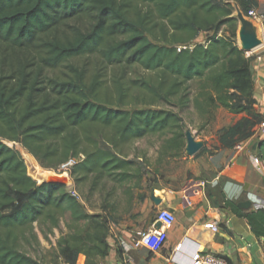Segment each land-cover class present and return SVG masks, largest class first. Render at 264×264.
I'll return each mask as SVG.
<instances>
[{
	"label": "trees",
	"instance_id": "16d2710c",
	"mask_svg": "<svg viewBox=\"0 0 264 264\" xmlns=\"http://www.w3.org/2000/svg\"><path fill=\"white\" fill-rule=\"evenodd\" d=\"M235 1L246 16L259 7L258 0ZM78 18H90L91 28L72 26ZM238 26L226 0H0V264H41L20 251V238L38 242L35 224L53 230L67 214L69 232L58 240L54 262L78 264L84 256L85 264H105L111 226L123 221L111 201L116 191L104 199L101 213L90 214L65 186H39L3 140L21 143L42 161L63 164L82 156L72 177L77 187L92 180V194L106 181L124 187L136 180L139 193L126 194L130 218H137L131 206L147 196L126 148L150 136L173 134L171 143L184 136L182 119L172 111L129 109L138 85L153 100L148 105L179 98L185 106L190 82L198 81L193 104L199 112L243 116L221 131L223 149L255 137L264 117L254 98L253 59L238 46ZM202 34L212 36L192 46ZM94 55L100 65L93 73L71 63ZM135 66L155 73L156 82L128 80ZM110 68L118 69L112 90L104 80ZM259 144L264 161V140ZM238 205L224 204L264 240V212Z\"/></svg>",
	"mask_w": 264,
	"mask_h": 264
},
{
	"label": "crops",
	"instance_id": "0c3cea01",
	"mask_svg": "<svg viewBox=\"0 0 264 264\" xmlns=\"http://www.w3.org/2000/svg\"><path fill=\"white\" fill-rule=\"evenodd\" d=\"M258 2L256 10L264 13V0ZM233 7L234 17L239 20L238 46L243 50L240 41L243 31L253 33L264 42L262 25L244 15L239 5L233 4ZM251 57L254 98L259 113L264 117V47L255 49ZM263 140L257 133L228 157L202 158L197 164L201 163L204 167L196 165L194 171L199 180L189 182L178 190H156L154 198L160 203H155V208L172 211L176 222L169 230L168 240L160 254H151L145 249L134 251L132 264H193L199 253L223 256L230 264H264V240L254 236L247 220L238 218L224 206L225 201L251 203L253 195L264 196V161L259 157V143ZM157 191L161 195H157ZM139 213L137 218L111 226L108 239L111 250L105 264L122 263L120 242L137 238L142 225L140 219L146 218L144 212ZM151 221L148 219L145 226L149 227ZM214 225L219 228L217 233L212 231ZM85 263L86 258L81 256L78 264Z\"/></svg>",
	"mask_w": 264,
	"mask_h": 264
},
{
	"label": "rangeland",
	"instance_id": "374dc122",
	"mask_svg": "<svg viewBox=\"0 0 264 264\" xmlns=\"http://www.w3.org/2000/svg\"><path fill=\"white\" fill-rule=\"evenodd\" d=\"M227 2L239 5L235 0H226ZM93 21L90 18H78L71 22L72 26L81 28L83 31H87L91 28ZM64 30L70 31L69 28H63ZM224 34V33H221ZM212 34H202L196 41L192 43V46L196 44H205ZM239 40V39H238ZM71 63L78 66H88L91 73H93L96 67L100 65V58L98 55L91 57H84L81 59L72 60ZM66 72V69L62 67L56 74L62 76V72ZM118 73V69L110 68L105 72L106 81L105 87L112 90L113 75ZM128 80L141 82L143 80L156 82L157 75L152 72L143 70L142 68L135 66L129 70L127 75ZM199 82L192 81L189 84L187 97L189 103L185 106H180L179 98L175 99L172 104H165L163 102L148 105L152 103V99L149 98L148 94L138 88L134 90L133 96L138 97L135 100L133 98L132 105L129 109H144L154 108L172 111L178 114L182 119L184 136L179 139L176 143H171L170 139L174 136L168 134L166 136H150L142 140L132 143L126 148V153L130 160L136 161V166L141 169V175L143 181L141 183L143 193L147 196V199L143 204L133 203V211L135 214L138 211L144 212V220L142 222L139 232L136 236L139 237L142 233L147 231L145 222L148 219H153L158 215V211L155 208V191L174 189L178 190L184 187L189 182L199 180L200 177L195 175L194 171L197 167H204L203 164H197L202 158L222 159L232 155L235 149H223L220 144L221 131L229 128L236 124L243 116L234 115L229 113L227 110L218 109L215 111H206L205 113L199 112L193 104V100L199 93ZM193 137L197 143L202 144V150L194 156H191L188 151V138ZM0 141H2L0 139ZM3 142L14 149L20 154L22 159L28 164L29 159L43 170L54 171L61 164L57 159L44 161L31 155V153L21 144L3 140ZM28 169V168H27ZM74 185L66 187L68 192L75 191L78 194V198L84 205L86 211L90 214H99L102 212V206L104 199L112 191H116L115 196L111 198L113 203H118V215L123 221L130 219L129 205L127 203L128 196L126 191L133 189V193L137 195L139 190L136 187L137 181L134 180L124 187L111 182L106 181L103 186L92 194V180L82 184L80 187L76 186L75 179H72ZM157 195L161 193L157 191ZM148 217V218H147ZM241 219V218H240ZM70 222L69 214L65 215L60 221V227L50 230L48 225L35 224L34 233L38 237V242L30 239L28 236L25 239L21 237L19 240V249L24 254L29 255L33 259L37 260L41 264H56L54 262V254L56 252L57 242L59 238L69 232L67 224ZM256 251V248H255ZM254 251V252H255Z\"/></svg>",
	"mask_w": 264,
	"mask_h": 264
},
{
	"label": "built area",
	"instance_id": "2783aa9c",
	"mask_svg": "<svg viewBox=\"0 0 264 264\" xmlns=\"http://www.w3.org/2000/svg\"><path fill=\"white\" fill-rule=\"evenodd\" d=\"M247 17L261 24L264 29V13H260L256 9H253L249 12ZM260 47H264L263 41H261ZM253 53L254 51L246 52L247 56L250 57ZM257 133L264 138V127L261 126ZM82 159V156L80 159L70 158L54 170V172L59 175L70 174L72 176L73 169ZM70 193L73 196L78 197V194L75 191ZM251 209L253 211L264 212V196L253 195L251 197ZM175 222L176 217L173 212L170 210H159L158 215L150 224L146 232L142 233L137 238H133L131 241L120 242V249L123 255L121 264H132V253L141 249H145L151 254H160L168 240V232L173 228ZM158 223H161L162 225L159 229L157 228ZM212 231L217 233L219 231L218 226L214 225ZM193 264H229V262L225 257L220 255L213 253H199L195 256Z\"/></svg>",
	"mask_w": 264,
	"mask_h": 264
},
{
	"label": "water",
	"instance_id": "95a60500",
	"mask_svg": "<svg viewBox=\"0 0 264 264\" xmlns=\"http://www.w3.org/2000/svg\"><path fill=\"white\" fill-rule=\"evenodd\" d=\"M240 41L243 46V50L246 52H252L255 49L261 46V41L249 31H243L240 35ZM203 146L200 143H197L193 137L188 138V148L187 151L191 156L196 155L202 150ZM28 168V175L35 182L38 183L39 186L43 185H61L65 187H71L74 185L73 178L70 174L59 175L54 171L43 170L35 165L32 161L30 165L29 162L26 165ZM157 204L160 203V200L154 199ZM242 210L248 211L251 209L250 202H242L238 205ZM172 212V211H171ZM161 223H158L157 228H161Z\"/></svg>",
	"mask_w": 264,
	"mask_h": 264
},
{
	"label": "bare ground",
	"instance_id": "6f19581e",
	"mask_svg": "<svg viewBox=\"0 0 264 264\" xmlns=\"http://www.w3.org/2000/svg\"><path fill=\"white\" fill-rule=\"evenodd\" d=\"M261 32V31H260ZM260 36V35H259ZM27 158L29 159V164L31 165L32 164V160H31V158L29 157V156H27ZM34 163V162H33ZM35 164V163H34Z\"/></svg>",
	"mask_w": 264,
	"mask_h": 264
}]
</instances>
